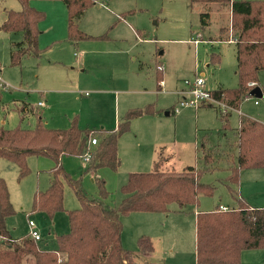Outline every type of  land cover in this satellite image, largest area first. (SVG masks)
<instances>
[{"label":"rangeland","instance_id":"374dc122","mask_svg":"<svg viewBox=\"0 0 264 264\" xmlns=\"http://www.w3.org/2000/svg\"><path fill=\"white\" fill-rule=\"evenodd\" d=\"M31 6L45 13L39 25V47L45 53L40 59L29 57L12 66L11 50L23 35L0 31V77L7 84V89H1L0 123L7 129L35 127L38 112L47 128L75 125L82 130L113 131L128 110L155 104L156 109L163 110L160 115L133 120L129 132L120 137V168H102L97 176L106 181L112 193L108 203L114 206L124 198L121 188L129 174L153 171L161 155L171 156L172 166L166 163L163 167L177 172L189 166L213 169L202 175L201 182L216 187L214 196H202L199 208L188 206L178 213L179 206L172 203L167 214L137 212L122 217V244L135 254L133 264H196V213L214 211L219 204L228 209L237 207L226 181L228 168L237 166L236 132L241 116L264 123V92L261 97L244 100L240 112L231 111L229 131H222L218 106L181 108L171 116L165 113L178 105L176 94L183 81L196 75L203 76L211 92L238 87L236 31L232 29L230 6L191 0H96L82 18L80 29L107 39L90 40L88 48L80 49L66 41L68 11L61 0H31ZM21 9L18 0H0V25L6 11ZM82 52L88 59L84 72L74 55ZM213 54L220 56L219 61H213ZM159 65L164 67L161 91ZM259 86L264 89V71L259 74ZM39 102L43 106L38 107ZM18 105L25 114L17 110ZM204 139L215 156L210 164L203 158ZM86 163L79 157L63 160L64 169L81 179L86 195L97 198L98 188L94 176L86 172ZM28 165L30 173L20 179L14 165L0 160V177L7 183L15 211L7 219V228L14 238H21L30 235L32 220L43 237L41 246L55 249V235L70 231L68 212L81 205L74 190L64 183L65 211L58 212L53 220L33 212V196L49 187L54 162L32 156ZM231 188L250 202L262 196L259 205H264V169L242 171L240 186ZM141 235L151 239L152 252L138 248ZM241 262L264 264V250L244 251Z\"/></svg>","mask_w":264,"mask_h":264},{"label":"trees","instance_id":"16d2710c","mask_svg":"<svg viewBox=\"0 0 264 264\" xmlns=\"http://www.w3.org/2000/svg\"><path fill=\"white\" fill-rule=\"evenodd\" d=\"M20 11L5 12L0 31L22 33L23 40L15 43L11 50V65L19 66L26 57L41 58L44 50L39 47L40 23L45 13L31 6V0H18ZM68 11L67 40L74 45L90 40L107 39L106 36L92 37L79 27L85 13L96 0H61ZM192 3L228 4L232 15V29L235 30L237 50V71L239 85L235 89H217L212 95L232 109H240L244 100L251 97L253 90L260 88L259 74L264 71V0H191ZM205 15H203L204 17ZM224 32V30L222 31ZM220 40L231 41L228 37ZM220 56L213 54L214 62ZM162 71V68L160 66ZM159 66L158 81L162 80ZM254 84V86H250ZM0 88V108L2 107ZM213 107V106H205ZM24 112L23 106H17ZM160 114L155 104L130 109L113 131L82 130L73 125L68 129H51L43 125V117L36 112L35 127L7 129L0 123V160H5L18 169L22 179L30 173L29 157H48L54 166L49 170V187L37 190L33 196L32 211L53 220L58 212L65 211L64 183L75 192L80 208L68 212L70 231L55 235L56 248L41 246L30 235L14 238L8 228L7 219L15 211L10 201L7 183L0 177V264H133L135 254L122 244V217L135 212L169 213V205L176 203L177 212L186 211L188 206L199 208L202 196L213 197L216 187L201 182L205 172L196 166L177 172L163 166L169 157L160 156L151 172L131 173L121 188L123 200L111 206L108 203L112 193L106 181L97 176L102 168L117 171L120 168L119 140L129 132L133 120L143 116ZM231 112L219 111L222 131H229ZM237 166L229 167L226 178L228 188L237 200V207L221 211L220 205L214 211L196 214V264H242L241 256L247 250H264V208H253L231 188L240 186L244 170L264 169V123L245 116L240 117L237 129ZM93 135L98 143L90 145ZM203 158L210 164L215 156L212 149L202 143ZM208 150V151H207ZM91 158L86 162V172L94 176L98 197L90 198L82 190L81 179H75L63 166L66 157ZM138 248L152 252L154 245L148 236L137 240Z\"/></svg>","mask_w":264,"mask_h":264},{"label":"built area","instance_id":"2783aa9c","mask_svg":"<svg viewBox=\"0 0 264 264\" xmlns=\"http://www.w3.org/2000/svg\"><path fill=\"white\" fill-rule=\"evenodd\" d=\"M195 44L199 42V40H194ZM163 84V82H162ZM185 88L183 90L178 91L181 95L180 100L178 101V105L174 108V113H178L181 108H199L202 106H218L221 108L223 112H231L234 109H232L227 104L218 101L214 98L211 91H209L206 88V82L203 78V76L196 75L193 80H185L184 81ZM250 86H253V84H250ZM0 88L1 89H7V84L0 78ZM255 104H258V102H255ZM42 103H40V106ZM98 141L96 138H92L90 141L91 146L97 145ZM91 158V154L88 153L85 155L84 159L87 161ZM221 211H227L228 208L225 206H220ZM29 226L31 227L30 236L34 238L35 240L39 241L41 240V236L38 231L33 229L35 227L34 221L29 222Z\"/></svg>","mask_w":264,"mask_h":264},{"label":"crops","instance_id":"0c3cea01","mask_svg":"<svg viewBox=\"0 0 264 264\" xmlns=\"http://www.w3.org/2000/svg\"><path fill=\"white\" fill-rule=\"evenodd\" d=\"M85 16V15H84ZM83 16V17H84ZM82 17V18H83ZM82 20V19H81ZM81 20H80V22H81ZM79 27H80V23H79ZM67 37H68V34H67ZM66 41H68V40H66ZM69 42V41H68ZM232 42H234V41H232ZM72 46H74L76 49H80L81 48V46H84V47H86V48H88V41H86V42H81V43H79V44H77V45H74L73 43H71V42H69ZM85 50V52L88 54V49H84ZM44 53H45V51H44ZM43 53V54H44ZM83 53L84 52H82L80 55H78V54H74L75 55V57L77 58L76 60H77V62H78V64H80L79 66H80V68L81 69H83L82 70V72H84L87 68H88V59H84L83 58ZM42 57V56H41ZM26 58H29V57H26ZM35 58V57H34ZM25 59V58H24ZM37 59H40V58H37ZM160 66H161V68H162V71H161V69H160ZM159 69H160V71L162 72V75H163V69H164V67H163V65H159ZM1 78V77H0ZM162 82H163V80H161L158 84H160V85H158V89H159V91H161L163 88H164V82H163V84H162ZM185 88V86H184V81H183V84H182V87H181V89L180 90H183ZM179 90V91H180ZM177 97H178V101L180 100V98H181V95L179 94V92L177 91ZM85 96H88V92H86L85 93ZM40 103H42V102H39L38 103V107H40ZM41 106H43V103H42V105ZM175 106L176 105H174L173 107H171L170 108V110L169 111H167L166 113L168 114V115H166V113H165V115L166 116H171V115H175V113H174V108H175ZM202 107H205V106H202ZM202 107H199V108H202ZM198 109V108H197ZM238 111L240 110V109H237ZM160 111V114L163 112V110H159ZM240 112V111H239ZM160 114H158V115H160ZM154 116H157V115H154ZM118 124H119V122H118ZM118 126V125H117ZM202 143H206L205 142V139L202 141ZM162 156H164V155H162ZM165 157V156H164ZM168 157H171V156H168ZM168 165V167L169 166H172L171 164H170V161L167 163ZM165 168H167V167H165ZM174 169V168H173ZM245 171V170H244ZM246 171H249V170H246ZM242 174V173H241ZM247 192V191H246ZM240 194V193H239ZM243 194H244V192H243ZM240 197L241 198H243L246 202H248V204L251 206V207H253V208H264V205H259V200H261V197L262 196H259L258 198H257V200H255L254 199V201H252V202H250V201H247L243 196H241L240 195ZM250 202V203H249ZM220 206H221V204H219ZM223 206V205H222ZM226 207V206H225ZM177 212V211H176ZM185 212V211H184ZM199 212H201V211H199ZM135 213H137V212H135ZM178 213H182V212H178ZM197 213H198V211H197ZM196 213V214H197ZM133 214V213H132ZM30 221H32V220H30ZM29 221V222H30ZM195 224H196V216H195ZM31 228V227H30ZM33 229H35L36 231H38V229H36V224H35V227H33ZM30 232H31V230H30ZM41 236V235H40ZM142 236V235H141ZM41 238L43 239V237L41 236ZM138 240V239H137Z\"/></svg>","mask_w":264,"mask_h":264},{"label":"water","instance_id":"95a60500","mask_svg":"<svg viewBox=\"0 0 264 264\" xmlns=\"http://www.w3.org/2000/svg\"><path fill=\"white\" fill-rule=\"evenodd\" d=\"M251 95L252 96H259V97H261L262 96V92H261L260 88H257V89H255V90L252 91ZM166 115H168V114L166 113Z\"/></svg>","mask_w":264,"mask_h":264}]
</instances>
